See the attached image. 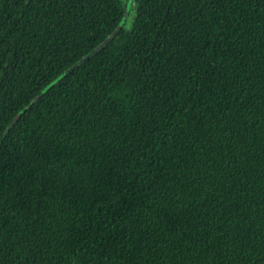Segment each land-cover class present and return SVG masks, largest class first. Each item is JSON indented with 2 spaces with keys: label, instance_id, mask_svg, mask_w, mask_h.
I'll use <instances>...</instances> for the list:
<instances>
[{
  "label": "trees",
  "instance_id": "16d2710c",
  "mask_svg": "<svg viewBox=\"0 0 264 264\" xmlns=\"http://www.w3.org/2000/svg\"><path fill=\"white\" fill-rule=\"evenodd\" d=\"M125 3L0 0V264H264V0H132L50 84Z\"/></svg>",
  "mask_w": 264,
  "mask_h": 264
},
{
  "label": "water",
  "instance_id": "95a60500",
  "mask_svg": "<svg viewBox=\"0 0 264 264\" xmlns=\"http://www.w3.org/2000/svg\"><path fill=\"white\" fill-rule=\"evenodd\" d=\"M131 1L132 0H126L125 3V7H124V12L118 22V24L115 26V28L100 42L98 43L95 47H93L88 53L84 54L82 57H80L76 62H74L73 64H71L69 67H67L65 70H63L55 79H53L51 83H53L57 78H59L62 74H64L66 71L70 70L71 68H73L76 64H78L79 62H81L83 59H85L86 57H88L90 54H92L94 51H96L98 48H100L101 46H103L112 36L113 34L117 31V29L121 26V24L124 22L125 17L129 11L130 5H131ZM35 98V97H34Z\"/></svg>",
  "mask_w": 264,
  "mask_h": 264
},
{
  "label": "rangeland",
  "instance_id": "374dc122",
  "mask_svg": "<svg viewBox=\"0 0 264 264\" xmlns=\"http://www.w3.org/2000/svg\"><path fill=\"white\" fill-rule=\"evenodd\" d=\"M133 13H134V11H131V15L129 16V18L127 19V21H126V26L128 27V26H130V23H131V17H132V15H133Z\"/></svg>",
  "mask_w": 264,
  "mask_h": 264
}]
</instances>
